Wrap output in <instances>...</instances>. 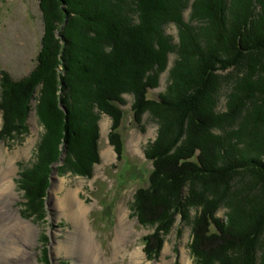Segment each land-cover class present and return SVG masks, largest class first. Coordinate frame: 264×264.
<instances>
[{
    "label": "trees",
    "instance_id": "16d2710c",
    "mask_svg": "<svg viewBox=\"0 0 264 264\" xmlns=\"http://www.w3.org/2000/svg\"><path fill=\"white\" fill-rule=\"evenodd\" d=\"M38 3L43 33L35 67L23 82L8 81L1 100L5 131L25 129L38 87L42 167L31 189L21 188L29 201L46 187L50 163L60 161L61 141L68 169L91 174L101 115L112 119L110 140L122 150L128 94L132 121L148 112L159 125L144 153L152 169L135 199L138 223L167 230L180 214L191 226L196 264H264V0ZM171 24L177 43L166 33ZM170 54L169 83L150 99ZM221 209L224 220L216 216Z\"/></svg>",
    "mask_w": 264,
    "mask_h": 264
},
{
    "label": "rangeland",
    "instance_id": "374dc122",
    "mask_svg": "<svg viewBox=\"0 0 264 264\" xmlns=\"http://www.w3.org/2000/svg\"><path fill=\"white\" fill-rule=\"evenodd\" d=\"M189 11L183 13L185 21H188ZM42 33L38 0H0V166L4 169L9 164L11 173L7 180L11 177L14 183L9 209L18 210V217L35 228L36 243L29 247L36 255L35 262H83V255L77 253L75 248L69 251L81 233L84 239V234L80 233L71 216L67 215L68 211L62 207L60 199L68 191L79 198L85 209L83 224L92 242L91 245L87 240L93 264H196L190 250L191 226L183 222L180 214L175 215L167 230L159 231L155 230L156 227L140 225L135 216L137 192L147 187L152 169V162L146 159L144 153L147 146L156 139L159 125L148 112L141 114L138 122L132 121L131 95H123L125 104L121 106L124 117L118 134L122 150L116 149L110 140L112 119L105 114L101 115L99 157L93 164L91 174L86 176L68 169L64 163L66 143L62 144L61 141L59 149L63 150L60 152V161L50 163L43 183L47 184L46 187L36 195L35 199H38L29 201L22 189H31L33 173L38 165L42 167L39 162L44 129L36 114L38 87L34 88L31 95L29 112L24 119L25 129L20 128V131L14 127L8 131L3 128L1 100L3 88H8L9 82H23L34 69ZM166 33L177 43L175 25L167 26ZM175 57V54L169 55L158 85L148 90L150 99H158L165 91ZM60 88L62 85L58 84L57 94L62 98ZM224 100L222 96L218 109H223ZM58 104L65 110L60 100ZM116 138L112 136V139ZM25 173L28 175L26 179ZM195 212L194 209L190 210L191 219ZM216 216L224 220V209L218 210ZM120 219L122 226L119 225ZM148 237L150 240L147 243ZM150 249L154 250L151 252Z\"/></svg>",
    "mask_w": 264,
    "mask_h": 264
},
{
    "label": "bare ground",
    "instance_id": "6f19581e",
    "mask_svg": "<svg viewBox=\"0 0 264 264\" xmlns=\"http://www.w3.org/2000/svg\"><path fill=\"white\" fill-rule=\"evenodd\" d=\"M1 159L0 153V161ZM10 173L11 169H9V164L4 169L0 166V264H37L35 262V253L29 250V247L36 243L34 236L35 228L30 223L18 217V210L12 211L9 209L14 194V188L12 186L14 183L11 177L7 180V176ZM60 201L62 207L68 211L67 215L71 216L76 227L80 229V233L83 232L84 234V239L81 233V236L75 240L77 245L70 246L69 251H73L75 248L77 253L83 255L84 258L81 264H93L91 254L87 248V240L89 238L83 224V213L85 209L82 206V202L77 196L72 195L68 191L61 197ZM119 225L122 226L121 219ZM93 256L95 257L94 249Z\"/></svg>",
    "mask_w": 264,
    "mask_h": 264
}]
</instances>
